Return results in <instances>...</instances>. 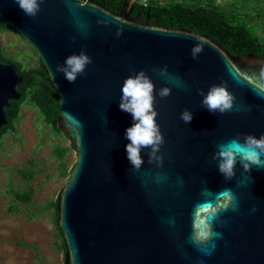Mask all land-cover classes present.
Segmentation results:
<instances>
[{
	"label": "water",
	"instance_id": "water-1",
	"mask_svg": "<svg viewBox=\"0 0 264 264\" xmlns=\"http://www.w3.org/2000/svg\"><path fill=\"white\" fill-rule=\"evenodd\" d=\"M131 12L129 0L119 12L94 0H43L29 17L15 0H0V23L38 53L60 113L53 127L76 157L56 195L65 264H264V168L245 172L238 160L235 175L225 179L213 159L218 144L264 136V96L257 92L264 87V59L232 56L208 36L141 23ZM195 37L203 51L193 59ZM81 50L92 63L69 82L56 67ZM165 66L172 80L160 75ZM141 70L155 85L164 143L157 153L162 162L149 163L150 149H142L137 171L125 136L134 121L119 104L124 80ZM22 82L16 66L0 59V131ZM221 83L235 97L223 114L201 103V92ZM162 87L171 95L161 98ZM185 109L193 115L189 123L181 119ZM225 189L236 209L212 219L220 236L196 243V205L214 203Z\"/></svg>",
	"mask_w": 264,
	"mask_h": 264
},
{
	"label": "rangeland",
	"instance_id": "rangeland-1",
	"mask_svg": "<svg viewBox=\"0 0 264 264\" xmlns=\"http://www.w3.org/2000/svg\"><path fill=\"white\" fill-rule=\"evenodd\" d=\"M232 0H217L224 6ZM4 55L35 65L37 56L15 32L1 34ZM65 138L55 137L42 123L38 110L25 104L16 131L0 145V264H65L63 240L47 207L66 183L53 155ZM76 161L73 151L65 159L70 168ZM34 175L31 180L21 171ZM30 191L28 204L16 203L9 190Z\"/></svg>",
	"mask_w": 264,
	"mask_h": 264
},
{
	"label": "trees",
	"instance_id": "trees-1",
	"mask_svg": "<svg viewBox=\"0 0 264 264\" xmlns=\"http://www.w3.org/2000/svg\"><path fill=\"white\" fill-rule=\"evenodd\" d=\"M112 12H119L128 0H94ZM131 17L141 23L159 24L170 29H186L198 35H205L219 43L232 56L253 54L264 59V0H232L227 5H220L217 0H165L160 3L152 0L148 6L132 5ZM13 32L8 26L0 23V59L12 63L20 72L23 82L20 86L21 98L14 101L7 111V125L0 131V145L3 138L16 131L21 119L22 107L27 104L38 110L42 123L49 128L55 137L65 138L53 127L60 117L54 90L49 84L38 53L26 44L37 56L34 66H26L20 59L12 60L3 53L1 34ZM70 148L63 143L54 147L53 155L58 161V168L64 177H68L69 167L65 162ZM26 180L33 178L28 170L21 171ZM10 195L16 203L28 204L31 201L30 191H18L10 188ZM53 212L57 226L56 200L47 207ZM63 249L65 246L63 243Z\"/></svg>",
	"mask_w": 264,
	"mask_h": 264
},
{
	"label": "clouds",
	"instance_id": "clouds-1",
	"mask_svg": "<svg viewBox=\"0 0 264 264\" xmlns=\"http://www.w3.org/2000/svg\"><path fill=\"white\" fill-rule=\"evenodd\" d=\"M15 3L29 17H35L40 11V4L43 0H15ZM117 36L122 35V30H117ZM196 38V37H195ZM196 43L191 49L193 59L198 57L203 51L202 38H196ZM92 63V58L81 50L79 54L69 55L63 65H57L56 72H62L69 82H75L79 75L84 74L86 66ZM52 79L55 74L49 73ZM160 75L165 79L173 78L168 73L167 66L160 69ZM264 77V71L261 72ZM170 87H162L158 95L161 98L171 95ZM155 85L145 71L129 75L122 85V96L119 107L122 111L130 113L134 121L133 125L126 129V139L130 141L126 145L127 158L135 170H140L143 164L141 150L150 149L149 163L154 160L162 162V156H157L161 145L164 143V137L160 126L156 123L158 115L155 109ZM258 94L264 96V87H260ZM203 95L202 106L208 111L221 114L231 111L234 107V95L228 90L226 83L213 84L206 95ZM68 116L69 114H65ZM74 119V118H73ZM181 119L185 123L191 122L193 115L190 110L185 109L181 113ZM218 151L213 159L218 160V169L225 179H231L235 175V166L237 161L242 165L245 172H250L253 166L264 168V136L257 138L254 135H246L243 140L240 136L217 145ZM206 195H212L205 190ZM235 196L229 189H225L216 194L215 202L206 200L194 209V216L197 223L194 225L196 231L193 234V240L202 245H207L214 236H220V233L212 231V219L219 212L229 208L236 209ZM214 246V245H213Z\"/></svg>",
	"mask_w": 264,
	"mask_h": 264
},
{
	"label": "built area",
	"instance_id": "built-area-1",
	"mask_svg": "<svg viewBox=\"0 0 264 264\" xmlns=\"http://www.w3.org/2000/svg\"><path fill=\"white\" fill-rule=\"evenodd\" d=\"M131 5L133 4H140L142 5L143 7H146L148 6V4L152 1V0H129ZM154 1H157V2H164L165 0H154Z\"/></svg>",
	"mask_w": 264,
	"mask_h": 264
}]
</instances>
